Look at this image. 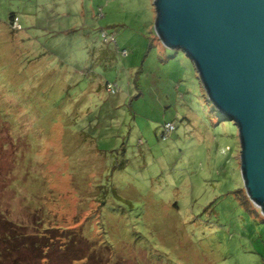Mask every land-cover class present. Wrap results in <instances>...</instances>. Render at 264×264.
I'll return each mask as SVG.
<instances>
[{"label": "rangeland", "instance_id": "374dc122", "mask_svg": "<svg viewBox=\"0 0 264 264\" xmlns=\"http://www.w3.org/2000/svg\"><path fill=\"white\" fill-rule=\"evenodd\" d=\"M155 21L154 0H0V264H264L239 129Z\"/></svg>", "mask_w": 264, "mask_h": 264}, {"label": "water", "instance_id": "95a60500", "mask_svg": "<svg viewBox=\"0 0 264 264\" xmlns=\"http://www.w3.org/2000/svg\"><path fill=\"white\" fill-rule=\"evenodd\" d=\"M162 44L194 62L212 106L239 129L241 176L264 215V0H154Z\"/></svg>", "mask_w": 264, "mask_h": 264}, {"label": "trees", "instance_id": "16d2710c", "mask_svg": "<svg viewBox=\"0 0 264 264\" xmlns=\"http://www.w3.org/2000/svg\"><path fill=\"white\" fill-rule=\"evenodd\" d=\"M12 23H14L13 25H15V21H14L13 19H12ZM103 33L105 34L106 32L103 31ZM104 40H105V42H107V43H109V42H114L113 39H112V40H111V39H109V40H108V39H104ZM114 43H116V42H114ZM122 52H123V51H122ZM122 52H121V53H122ZM123 54H124V53H122V55H123ZM111 84H112V85H115V87H114V88H115V91H114V92H109V88H108V86L111 85ZM105 88L107 89V92H108V94H110V95H111V94H116V93L120 90V89L118 88V85H117V84H113V83H107V85H106ZM172 124L174 125V123H172ZM167 125H168V124L165 125V129H164V133H165L164 136H165V137L170 136V135L173 133V131L175 130V125H174V130H172L170 134H167V133H166V126H167ZM17 234H18V233H17ZM41 240H43V239H41ZM46 240H47V239H46ZM44 242H45V241H44ZM26 246H29V243H28V245H27V243H26ZM44 247H45L46 250H48V249L51 248V245H50V244H44ZM30 248H31V247H30ZM13 249H15V248H13ZM33 249L36 250V248H33ZM10 250H11V248H9V247H8L7 249L4 248V251L0 252V255H1V256H0V259L3 260V258H4L3 256L6 255L8 252H11ZM3 252H4V253H3ZM2 255H3V256H2ZM1 260H0V263H1Z\"/></svg>", "mask_w": 264, "mask_h": 264}, {"label": "built area", "instance_id": "2783aa9c", "mask_svg": "<svg viewBox=\"0 0 264 264\" xmlns=\"http://www.w3.org/2000/svg\"><path fill=\"white\" fill-rule=\"evenodd\" d=\"M122 53L126 54L125 51H123ZM114 87H115V85H112V84L109 85L108 86L109 92H114L115 91V88ZM172 130H174V125L172 123L171 124H168L166 126V133L167 134H170Z\"/></svg>", "mask_w": 264, "mask_h": 264}]
</instances>
